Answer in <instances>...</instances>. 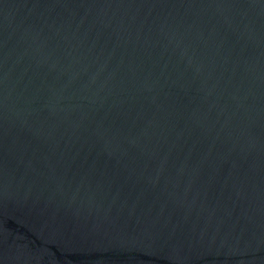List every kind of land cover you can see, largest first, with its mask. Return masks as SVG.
<instances>
[{"label": "water", "instance_id": "95a60500", "mask_svg": "<svg viewBox=\"0 0 264 264\" xmlns=\"http://www.w3.org/2000/svg\"><path fill=\"white\" fill-rule=\"evenodd\" d=\"M0 264H264V0H0Z\"/></svg>", "mask_w": 264, "mask_h": 264}]
</instances>
